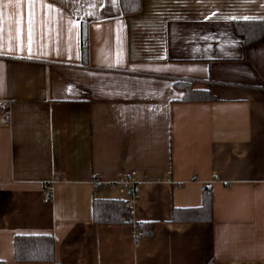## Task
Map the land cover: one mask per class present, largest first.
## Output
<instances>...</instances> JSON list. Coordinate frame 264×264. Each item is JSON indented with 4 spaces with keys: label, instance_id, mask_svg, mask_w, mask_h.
Returning a JSON list of instances; mask_svg holds the SVG:
<instances>
[{
    "label": "crops",
    "instance_id": "crops-1",
    "mask_svg": "<svg viewBox=\"0 0 264 264\" xmlns=\"http://www.w3.org/2000/svg\"><path fill=\"white\" fill-rule=\"evenodd\" d=\"M237 20L264 22V0H0V262L264 264V35L244 44ZM180 79L216 100L180 101ZM131 170L158 179L132 223H94L116 193L91 176ZM204 186L211 220H172ZM15 235H50L54 260L15 262Z\"/></svg>",
    "mask_w": 264,
    "mask_h": 264
},
{
    "label": "trees",
    "instance_id": "trees-1",
    "mask_svg": "<svg viewBox=\"0 0 264 264\" xmlns=\"http://www.w3.org/2000/svg\"><path fill=\"white\" fill-rule=\"evenodd\" d=\"M122 14H130L139 10L140 0H119ZM235 32L241 36L244 44L255 42L264 35V22L259 20H237L234 22ZM81 61L87 60L86 29L82 25L80 30ZM181 92L182 102H210L216 100L207 88H196L191 80L180 79L173 82ZM212 195L209 186H204L201 193V204L192 209H173L174 221H203L211 220ZM92 221L96 224H122L132 223L128 206L117 199L97 198L91 204ZM137 230L135 240L140 237L153 235L152 222L133 223ZM13 259L18 263L52 262L54 260V241L50 235H15L13 238ZM0 264H3L0 262ZM206 264H213L212 261Z\"/></svg>",
    "mask_w": 264,
    "mask_h": 264
},
{
    "label": "built area",
    "instance_id": "built-area-1",
    "mask_svg": "<svg viewBox=\"0 0 264 264\" xmlns=\"http://www.w3.org/2000/svg\"><path fill=\"white\" fill-rule=\"evenodd\" d=\"M10 107L9 100H0V110L2 112H8ZM216 175H213V179H216ZM157 178L145 177L140 179L139 174L135 170H131L126 173L118 175L115 179L107 181L99 178L93 174L90 178V188L95 194L97 191H114L116 193V199L124 202L128 206L129 214L131 215L134 203L139 196V185L141 182L156 181ZM43 194L47 201L52 198V186L46 184L43 187ZM134 226V225H133ZM135 228V226H134ZM55 264H60L59 262Z\"/></svg>",
    "mask_w": 264,
    "mask_h": 264
}]
</instances>
